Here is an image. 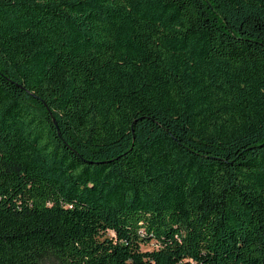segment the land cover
Listing matches in <instances>:
<instances>
[{
	"label": "trees",
	"instance_id": "trees-1",
	"mask_svg": "<svg viewBox=\"0 0 264 264\" xmlns=\"http://www.w3.org/2000/svg\"><path fill=\"white\" fill-rule=\"evenodd\" d=\"M0 264H264V0H0Z\"/></svg>",
	"mask_w": 264,
	"mask_h": 264
},
{
	"label": "rangeland",
	"instance_id": "rangeland-1",
	"mask_svg": "<svg viewBox=\"0 0 264 264\" xmlns=\"http://www.w3.org/2000/svg\"><path fill=\"white\" fill-rule=\"evenodd\" d=\"M150 248V247H149Z\"/></svg>",
	"mask_w": 264,
	"mask_h": 264
}]
</instances>
